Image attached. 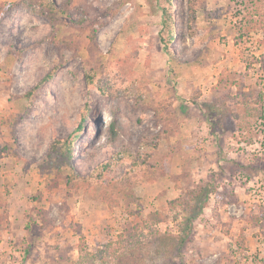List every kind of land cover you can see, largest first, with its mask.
I'll list each match as a JSON object with an SVG mask.
<instances>
[{"label": "rangeland", "instance_id": "obj_1", "mask_svg": "<svg viewBox=\"0 0 264 264\" xmlns=\"http://www.w3.org/2000/svg\"><path fill=\"white\" fill-rule=\"evenodd\" d=\"M14 1L0 0V264H264V0H204L192 22L187 0H172L168 53L164 0H74L54 24L25 6L6 9ZM86 64L101 84L108 78L106 92L86 84ZM128 68L148 80L139 104L121 88ZM164 108L178 124L159 144L161 157L183 151L187 167L168 166L186 170L155 173L129 202L100 183L46 187L53 173L39 167L49 142L82 112L73 162L88 175L145 130L162 128L154 110ZM127 167L118 161L112 174ZM209 181L217 190L171 258L169 236L187 215L171 201Z\"/></svg>", "mask_w": 264, "mask_h": 264}, {"label": "trees", "instance_id": "obj_2", "mask_svg": "<svg viewBox=\"0 0 264 264\" xmlns=\"http://www.w3.org/2000/svg\"><path fill=\"white\" fill-rule=\"evenodd\" d=\"M164 1L166 2V5H163L161 8L162 28L160 30V39L164 41V48L166 53H168V44L172 42L176 32L172 13V0ZM73 2L74 0H64L58 5L54 0H16L14 2H7L6 9L16 6H25L45 16L52 22V24H54L60 16H70V7L73 5ZM203 2L204 0H187L189 5V21H194L196 10L203 5ZM190 28L191 31H193V27L191 26ZM97 29L98 26H94L91 30V41L94 40ZM91 66L92 65L88 64L84 66L86 84L95 85L101 92H106V87L103 84L108 82V78H105L101 84L100 81L96 80V78L99 77L96 74L95 68ZM116 69L117 68L112 67L114 72H111L119 73ZM127 74L126 79L123 80V82L120 81L121 88L131 92L134 101L139 104L143 101L142 96L144 91L142 88H144V85H148V80L140 77L136 78L133 75V72L130 71V68H128ZM113 83V81L110 82V85H113ZM37 86L38 85H35L27 90L25 96L30 99L32 93L37 90ZM83 109L84 111L88 110L87 101L84 104ZM154 117L157 123L162 122V128L156 132L145 130L141 136H139L137 141H131L121 146V148L115 153L117 159L114 162L113 160H107L97 171L88 175H81L75 168L73 160L75 141L78 137V132L83 127V120L85 118L82 112L80 120L71 131L63 137H53L49 142L46 155L47 160L43 164H40L39 167L41 174L53 173V176L47 180L46 187L52 188L62 182L69 190L80 191L82 189L87 191V186H94L95 184L100 183L103 188L108 187L110 189L111 192L108 194L110 198L113 195L111 193L115 192L114 194H117L120 199L125 200L126 202H129L131 198L134 199V197H136L134 189L138 183H143L144 185L149 186L154 182L153 176L155 173H159L158 175L168 173V170L165 169V159L158 153L159 144L164 140L168 141L171 133L176 131L175 128L178 124V117L175 116V113L171 112V110H166L165 108L164 111L161 112H159V110H154ZM115 131L116 130H113L112 128V132L116 133ZM214 131L213 129L211 130L212 133H214ZM125 160L129 161V167H127V170L123 175L114 176L112 174L114 164L119 161L124 165ZM97 168L98 167L93 169ZM219 173L217 175H219ZM184 180L185 178L183 175H180L177 179V184ZM186 190L185 198H177L171 201L172 203H180L182 205V210L187 213L184 219L179 223L178 236H169V239L171 240V258L175 256V253L180 255L186 242L192 238L194 221L201 214L208 201L209 195L216 192L217 187L209 181L204 182L203 184L197 183L193 187L187 186ZM103 199V201H109L106 195ZM115 202L118 203L117 200ZM231 202L233 201L227 200V203ZM155 215L156 213L154 212L149 214L150 217ZM37 217L41 220V225H45L48 221L47 213L42 210L37 211ZM138 224L139 223L137 222L133 227L136 228ZM130 235L129 232L128 236ZM79 264L82 263L79 262Z\"/></svg>", "mask_w": 264, "mask_h": 264}, {"label": "crops", "instance_id": "obj_3", "mask_svg": "<svg viewBox=\"0 0 264 264\" xmlns=\"http://www.w3.org/2000/svg\"><path fill=\"white\" fill-rule=\"evenodd\" d=\"M182 144V143H181ZM183 152V151H182ZM178 153L176 156H174V157H166V156H164V163H165V169L166 170H186V168L184 167V166H180V167H175V168H173V167H171V164H170V168H169V166H168V164L169 163H171V162H169L168 160H174V161H178V160H180V161H183V163L185 164V166L187 167V160L185 159V158H187L188 157V155H185V154H183V153ZM159 153V155H161V152L159 151L158 152ZM185 157V158H184ZM193 159V158H192ZM184 164H181V165H184ZM189 169H191V168H189ZM181 182V181H180Z\"/></svg>", "mask_w": 264, "mask_h": 264}]
</instances>
